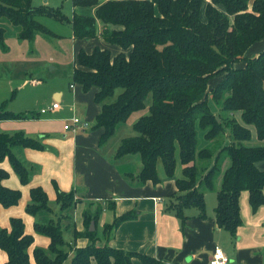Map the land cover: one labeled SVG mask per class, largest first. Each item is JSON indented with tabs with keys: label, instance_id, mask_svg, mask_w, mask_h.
<instances>
[{
	"label": "trees",
	"instance_id": "obj_1",
	"mask_svg": "<svg viewBox=\"0 0 264 264\" xmlns=\"http://www.w3.org/2000/svg\"><path fill=\"white\" fill-rule=\"evenodd\" d=\"M72 6L94 7L93 15L73 12L65 17L56 8L33 5L32 0H0V19L17 27L16 36L31 39L37 32L51 34L40 17H49L70 25L75 38L101 36L122 50L115 54L106 48H80L75 56L71 81L83 91L95 88L93 100L100 105L90 128H101L99 144L105 143L116 126L135 110L146 112L132 123L133 135L121 138L114 158L137 153L141 167L137 172L123 169L132 182L160 181L156 163L171 176L177 156L182 164L181 178L175 179L177 191L169 208L184 221V210L194 207L204 216V192L215 190V220L219 227L234 235L241 223L239 195L247 190L251 208L264 204V170L256 163L264 160V144H253L251 128L257 140H264V48L247 56V48L264 37V0H71ZM203 15V18H202ZM101 28L97 32V23ZM118 25L119 28L109 27ZM5 28L0 24V43ZM216 78L209 87V81ZM119 88L117 94L115 89ZM212 103L214 110L209 105ZM24 114L0 111V118ZM200 132L202 133L200 137ZM201 138L206 141L200 145ZM227 140V143L225 141ZM14 145L40 148L39 140L22 131L0 132V161L8 157L21 183L28 181L27 166L11 152ZM229 164L215 188L222 161ZM8 176L0 168V204L18 202L21 193L3 185ZM25 210L51 212L45 191L30 188ZM63 212L75 200L73 191L57 193ZM106 208H111L107 203ZM104 207V208H105ZM103 205L94 211L84 209V230L89 241L71 247L69 264H132L138 257L144 264H161L155 257L136 251L96 245V222ZM61 215H65L62 213ZM135 211L114 215L104 226L108 234L120 222L135 217ZM66 216V215H65ZM35 231L49 237L46 249L32 251L35 264H61L68 251L63 247L62 228L49 218L35 222ZM75 231V236L79 235ZM33 236L24 231L19 217H11L9 228L0 227V249L6 252L4 264H33L28 249Z\"/></svg>",
	"mask_w": 264,
	"mask_h": 264
},
{
	"label": "crops",
	"instance_id": "obj_2",
	"mask_svg": "<svg viewBox=\"0 0 264 264\" xmlns=\"http://www.w3.org/2000/svg\"><path fill=\"white\" fill-rule=\"evenodd\" d=\"M73 12L93 15L94 7L73 6ZM96 23L99 32L101 22L97 20ZM109 27L119 28L118 25ZM69 36L74 41L73 67L80 48L90 52L93 47L98 46L108 49L111 54L122 50L117 44L109 43L99 35L93 38H75L70 27ZM263 47L264 43L257 42L246 53H249V56L255 55ZM253 52L254 54H251ZM94 91L95 88L83 91L79 84L72 81L68 86L56 85L45 101L46 106L58 101L57 109L41 113L40 109L45 107L43 105L35 114L0 118V132L11 134L22 131L25 135L38 139L42 145L40 148L22 145H14L11 148V152L29 170L25 184L20 182L8 157L0 161V168L8 173L2 181L3 185L18 189L21 193L16 204L7 207L0 204V227L9 228L10 218L19 217L24 223L26 233H33L32 229L35 231L33 217L42 211L30 214L25 210V206L30 201V188L40 186L48 201L55 203L59 191H73L75 202L68 208H73L75 224L81 222L77 228L81 231L84 230L82 211L87 208L94 211L98 202L103 205L96 219L98 222L102 216V239H99V246L108 244L114 248L145 253L155 257L161 264H207L214 247L219 246L228 255L231 264H264V204L253 210L247 190H242L239 195L241 223L234 235L216 223L215 190L204 192V216H200L196 208L190 207L184 210L187 217L181 221L175 211L169 208L177 191L175 179L183 176L179 159V165L176 164L172 176L165 174L163 165L158 160L156 171L160 181L138 184L127 180L122 171L128 169L137 172L141 167L140 157L126 154L114 158L116 148L106 147L109 139L99 144L101 128L89 127L74 133L63 129V123L73 114L92 124L100 110V105L93 100ZM142 114L144 113L137 115L135 120ZM199 135L201 137L202 133ZM250 142L264 144V140H257L254 128H251ZM205 143L201 138L200 145ZM228 164L229 159L225 158L221 164V172L215 179V188L219 187L222 173ZM256 165L264 170V160L258 161ZM107 203L111 208L105 207ZM107 209L110 213L104 212ZM128 210L135 211V217L120 222L106 234L104 226L113 221L114 215L123 214ZM28 219L32 221V228L28 225ZM41 234H31L33 242L28 252L33 264V249H46L49 244V237ZM82 241L76 246H85L88 243ZM72 255L71 249L61 264H69ZM6 259V252L0 249V264H4ZM131 261L132 264H144L138 257H133ZM93 262L97 264L95 260H91L90 264Z\"/></svg>",
	"mask_w": 264,
	"mask_h": 264
},
{
	"label": "rangeland",
	"instance_id": "obj_3",
	"mask_svg": "<svg viewBox=\"0 0 264 264\" xmlns=\"http://www.w3.org/2000/svg\"><path fill=\"white\" fill-rule=\"evenodd\" d=\"M32 4L56 8L67 18H70L73 13L71 0H32ZM39 19L52 33L37 32L31 39L18 38L16 36L17 27L11 25L6 19H0V24L5 28V38L0 43V111L5 110L6 112L19 113L26 116L35 114L41 106H46L45 99L50 97V92L56 85L68 86L71 82L70 72L74 63L72 58L74 41L69 36V23L49 17H40ZM257 42L264 43V37L253 44ZM253 44L247 48L246 52L250 51ZM245 54L249 56V53ZM251 54H254V52ZM215 80V77L210 80L208 86L211 87ZM118 91L119 88L115 89V94ZM150 99V96L146 98V107ZM209 105L214 110L211 102H209ZM146 107L133 111L124 122L119 123L116 126L115 133L107 141L106 147L116 148L121 138L133 135L135 131L132 128V123L137 115L146 112ZM132 155H134L132 157H139L137 153H132ZM178 159L177 156V165H179ZM158 162L161 161L159 160ZM48 202L52 209L51 212L42 210V212H39L40 214H36L34 217L31 215L34 223H46L49 218H53L54 222L59 223L62 228L63 247L68 252L70 251V246L73 248L83 242L82 240L87 243L89 239L81 235L79 232L82 231L77 229L81 222L78 225L75 224L73 208H66L61 212L58 203H55V201ZM104 212L110 213V210L107 209ZM62 213H65L66 216L61 215ZM101 219L102 216L94 224V242L96 245L100 243L99 239H102ZM28 225L32 228V221L29 219ZM75 231L79 233L78 236H75ZM31 232H33L31 233L33 235L39 233L33 229Z\"/></svg>",
	"mask_w": 264,
	"mask_h": 264
},
{
	"label": "built area",
	"instance_id": "obj_4",
	"mask_svg": "<svg viewBox=\"0 0 264 264\" xmlns=\"http://www.w3.org/2000/svg\"><path fill=\"white\" fill-rule=\"evenodd\" d=\"M59 107L58 101H53L50 105L42 107L40 109L41 113H45L48 110H54ZM90 123L86 119H82L76 114L71 115L64 123H63V129L70 130L73 133L77 132L80 129L89 128ZM231 260L228 257V255L223 251L222 248L219 246H215L208 261L207 264H231Z\"/></svg>",
	"mask_w": 264,
	"mask_h": 264
},
{
	"label": "water",
	"instance_id": "obj_5",
	"mask_svg": "<svg viewBox=\"0 0 264 264\" xmlns=\"http://www.w3.org/2000/svg\"><path fill=\"white\" fill-rule=\"evenodd\" d=\"M94 229H95V227H94V221L91 220L90 223H89L88 230L92 231V230H94Z\"/></svg>",
	"mask_w": 264,
	"mask_h": 264
}]
</instances>
